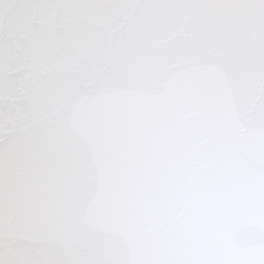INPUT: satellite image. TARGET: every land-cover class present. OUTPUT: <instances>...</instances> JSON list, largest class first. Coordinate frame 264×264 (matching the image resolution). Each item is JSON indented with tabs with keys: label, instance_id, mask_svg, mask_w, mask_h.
Wrapping results in <instances>:
<instances>
[{
	"label": "snow or ice",
	"instance_id": "1",
	"mask_svg": "<svg viewBox=\"0 0 264 264\" xmlns=\"http://www.w3.org/2000/svg\"><path fill=\"white\" fill-rule=\"evenodd\" d=\"M0 264H264V0H0Z\"/></svg>",
	"mask_w": 264,
	"mask_h": 264
}]
</instances>
